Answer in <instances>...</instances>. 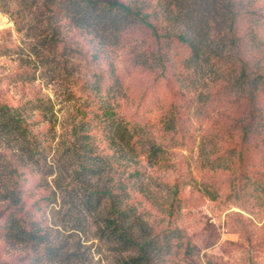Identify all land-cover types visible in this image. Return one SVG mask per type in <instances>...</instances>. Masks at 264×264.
<instances>
[{"label": "rangeland", "instance_id": "1", "mask_svg": "<svg viewBox=\"0 0 264 264\" xmlns=\"http://www.w3.org/2000/svg\"><path fill=\"white\" fill-rule=\"evenodd\" d=\"M114 1L141 6L145 16L116 39L65 18L54 22L48 11L30 14L28 33H18L0 11V51H16L0 55V104L19 109L27 129L20 142L0 133V264H119L144 253L142 264H264V133L245 131L258 123V112L251 116L253 103L228 89L244 69L235 50L248 45L250 21L264 18V0L245 3L232 57L210 59L218 71L204 61L191 65L190 48L177 38L189 24L193 34L212 33L205 49L211 41L231 42L222 18L202 19L199 0L178 7L169 0ZM256 31L264 39V25ZM52 32L58 34L54 45H28ZM142 53L163 55L162 67L136 65ZM262 56L250 59L249 73H264ZM115 78L121 91L108 93ZM95 82L103 97H112L113 113L138 130L121 140L93 130L98 137L84 149L78 126L91 117L82 107L94 99ZM39 101L53 110L34 109ZM255 102L264 111L260 93ZM154 146L159 151H151ZM85 150L105 154L106 167L94 166ZM92 167L99 173L85 170ZM123 179L128 186L118 189ZM13 192L16 199H4ZM120 192L130 208L117 229L128 233L127 250L111 229L103 231L117 220L113 204ZM89 194L102 199L94 210ZM13 216L45 239L8 237Z\"/></svg>", "mask_w": 264, "mask_h": 264}, {"label": "trees", "instance_id": "2", "mask_svg": "<svg viewBox=\"0 0 264 264\" xmlns=\"http://www.w3.org/2000/svg\"><path fill=\"white\" fill-rule=\"evenodd\" d=\"M169 1L174 3V5H176L177 7L178 4L181 5L182 3V0ZM248 1L250 0H199L201 6L205 7L201 10L200 13L202 19L205 21H208L209 19L212 20L213 16L220 19L222 18V20L225 21V24H223L225 25L224 28L230 34L229 39H231V42L229 41V43H227L226 41H221L220 44L215 46V44H213L214 41H211V44H209L210 46L208 47V44H206V47L208 48L205 49L203 48V46H205V44L203 45V43L205 40L209 39V35L212 33L209 32V34L207 31H204V33H202L203 35L199 33L193 34L191 33L192 28L189 31V24H187L188 26L186 28V31L180 32L177 38L181 43L190 48L191 57L189 59V62L191 65L200 67V61H204V63L207 65L210 64L211 58H216V62H219L221 60H224L225 58L230 59L232 57L231 52L236 46V42L232 40V36L233 34L235 35L238 32L239 19L243 18L248 12L247 9H244L248 6L245 5V3ZM0 11L4 12L11 18L16 26V30L18 33H28L30 29V19L26 20V18L30 14H35L36 12L42 14L43 11H48L52 14V17L55 18L53 19L54 22L58 23L62 18L68 19L75 28L86 30L88 33L94 34L103 39H106L107 37L116 39L115 35L119 34L121 30L128 29L136 23L143 22L145 20V16L142 15L143 10L141 6L125 5L124 3H120L114 0H0ZM263 20L264 18L257 17L254 21H250L252 27L255 28L250 33H247L245 35L248 41V45H246L245 48L235 50L234 53V58L236 59L235 61H238L241 66L244 67V69L241 70L240 75L233 79V83H228L229 91H231L232 93L234 92V94L240 92L246 95V97H243L244 99H247L248 101L253 103L254 106H252L251 110L249 111L252 112L251 116L254 115V112H258V123L256 125H252L255 123L253 121L252 123L246 124L244 126L245 131L248 134L257 131L256 129L258 128L260 129L259 132L264 133V111L260 108V105L258 106V104H256L255 102L257 93H260L262 99L264 100V73L255 74L257 68H255L254 74L249 73L248 70L251 62L250 59L261 54L264 58V39L256 31L257 27L264 25L262 22ZM57 35V32H52V34L50 35L46 34L37 41V45L32 44V42L30 41L28 45L32 46L33 48L34 46L41 47L43 45L52 46L55 42H57ZM111 41L113 42L114 40L111 39ZM206 50H208V53L206 52ZM12 51L16 53L15 50H10L8 48L2 47L0 55H4V53H10ZM36 54L41 61V64L44 66L45 58L41 55L42 51L39 50ZM162 60L163 55L161 54L142 53L136 58L135 64L147 69H157L158 67H162ZM208 66L212 68L214 67L213 69H216L217 71L219 70L215 62L211 63ZM200 69L202 72H204L203 67H201ZM219 75L223 77L221 74ZM240 80H243V82H237ZM121 88L122 86L119 79L115 78L112 86L108 90V93L120 92ZM89 91H91L94 99H92L91 101H87L85 107L82 108L84 109L83 112H90L91 117L86 122L81 121V124H79L78 126L79 131L81 130L82 132H80L77 139H81V142L84 145V149L87 147L88 143H92V141H95L98 137L96 136V134H92L93 130L97 131L101 129L104 134L107 135L108 140L110 139V137L121 140L126 137V134H128V137L131 139L132 133L137 131L138 129L136 127L130 129L127 123L123 124L120 117L116 116L115 113H113L114 107L111 106L112 97L107 98L106 96H102V85L98 82H95L94 85L89 89ZM33 108L40 112H51L53 110L51 103L45 101L34 103ZM18 112H20L19 109H11L5 105L0 104L1 135L6 134L8 135L10 140L20 142L27 140V129L24 126L26 121L20 114H18ZM130 130H132L133 132L130 133ZM110 149H112L114 153H116V149L112 148L111 146ZM150 150L153 152H157L159 151V148L154 146L153 149L150 148ZM85 152L86 155H88L87 157H89L90 159L89 161L94 166H98L100 164L101 167L103 165L104 168L106 167L108 163V157L105 154L95 155L93 152H88L86 150ZM31 156L33 155L31 154ZM153 156L154 158H156L157 153L153 154L152 157ZM85 170L91 171L92 173H99V170H96L93 167L85 168ZM123 172H120L119 176H121ZM126 183L127 182L124 179L119 180L117 186L118 189L121 188L123 190L125 189V187L127 188L128 185ZM121 193L122 192L116 194L118 200L113 204L114 213L117 214V220H112L111 223H108L103 231L105 232L106 229H111V232L109 234L117 237L118 242L121 245H124L125 249L127 250L132 245L131 240L128 238V233L126 230H124L122 233H119L117 230L121 227L120 225H122L120 223L122 222V220H120L119 217H124V221H127V213L128 211H130V208L126 206V202L123 199L124 197L122 198ZM207 194L212 200H216V194L214 192L212 193L208 191ZM126 195L128 194L126 193ZM94 196L95 194H89L86 202L87 205L93 210L96 209V205L101 204L102 200L100 197H97L95 198V201ZM9 198L16 199L15 192H13L11 195L7 194V196H4V199ZM6 228L7 236L9 237L13 235V238L16 241H30L36 243V241L41 242L43 241V239H45L44 236L33 234L32 232H29L25 228L21 227L18 220L14 216L10 220H8ZM144 258L145 253L137 259L130 261L128 260L119 264H142Z\"/></svg>", "mask_w": 264, "mask_h": 264}]
</instances>
